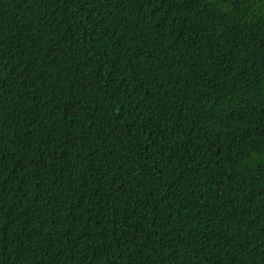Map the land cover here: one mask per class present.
<instances>
[{
  "label": "trees",
  "instance_id": "obj_1",
  "mask_svg": "<svg viewBox=\"0 0 264 264\" xmlns=\"http://www.w3.org/2000/svg\"><path fill=\"white\" fill-rule=\"evenodd\" d=\"M0 264H264V0H0Z\"/></svg>",
  "mask_w": 264,
  "mask_h": 264
}]
</instances>
